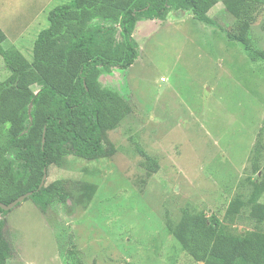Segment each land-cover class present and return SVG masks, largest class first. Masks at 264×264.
<instances>
[{"label":"rangeland","instance_id":"1","mask_svg":"<svg viewBox=\"0 0 264 264\" xmlns=\"http://www.w3.org/2000/svg\"><path fill=\"white\" fill-rule=\"evenodd\" d=\"M70 1L0 0V28L16 38L4 46L31 61L48 12ZM256 1L247 38L264 51ZM234 2L215 0L212 24L182 10L137 21L132 66L97 78L130 111L102 134V155L47 167L46 212L29 198L7 212L6 264H202L182 248L197 214L240 237L264 234V61L237 42ZM9 74L0 57V82Z\"/></svg>","mask_w":264,"mask_h":264},{"label":"trees","instance_id":"2","mask_svg":"<svg viewBox=\"0 0 264 264\" xmlns=\"http://www.w3.org/2000/svg\"><path fill=\"white\" fill-rule=\"evenodd\" d=\"M256 2L235 0L230 10L240 19L237 42L251 60L264 61V51L253 49L247 38L253 20L246 12ZM214 3L71 0L48 12V27L37 34L31 61L14 46L5 47L0 30V57L10 73L0 82V203L32 192L28 198L46 212L56 191L38 189L43 169L59 166L66 154L83 159L103 154L102 134L117 128L130 107L100 85L98 74L132 66L138 55L132 37L137 21L163 20L171 10H182L212 24L208 12ZM230 206L231 211L234 203ZM7 212L0 209V264L13 253L3 219ZM182 248L202 264H262L264 234L240 237L217 217L197 214L184 232Z\"/></svg>","mask_w":264,"mask_h":264},{"label":"water","instance_id":"3","mask_svg":"<svg viewBox=\"0 0 264 264\" xmlns=\"http://www.w3.org/2000/svg\"><path fill=\"white\" fill-rule=\"evenodd\" d=\"M42 142H43V139H42ZM45 179H46V169H43V176H42V179H41L40 184L38 186V189H40L44 186ZM31 195H32V192H28L26 194H23V195L17 197L14 201H12L11 203H9L7 205L0 203V209H2L3 211H9L12 208H14L15 206H17L18 204H20L21 202H23L28 197H30Z\"/></svg>","mask_w":264,"mask_h":264},{"label":"crops","instance_id":"4","mask_svg":"<svg viewBox=\"0 0 264 264\" xmlns=\"http://www.w3.org/2000/svg\"><path fill=\"white\" fill-rule=\"evenodd\" d=\"M0 30L5 34L6 39H8V41L12 42V40L16 39L14 36L5 33L1 28Z\"/></svg>","mask_w":264,"mask_h":264}]
</instances>
